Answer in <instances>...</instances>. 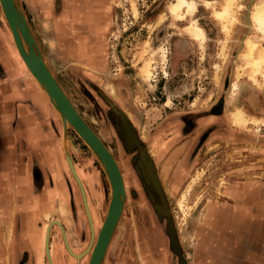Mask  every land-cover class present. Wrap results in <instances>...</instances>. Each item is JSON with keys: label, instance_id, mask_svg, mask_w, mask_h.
Masks as SVG:
<instances>
[{"label": "rangeland", "instance_id": "374dc122", "mask_svg": "<svg viewBox=\"0 0 264 264\" xmlns=\"http://www.w3.org/2000/svg\"><path fill=\"white\" fill-rule=\"evenodd\" d=\"M174 1L107 0L101 6L100 23L84 28L93 33L95 26L96 37H72L73 31L63 24L58 39L45 36V28L29 21L28 6L19 0L47 65L112 152L123 176L125 201L102 264H264V117L253 116L254 103L241 98L243 87L257 95L264 91V61L255 72L251 61L242 58L248 39L256 43L255 56L264 50L263 34L252 19L260 0H234L233 13L225 19L216 11L226 0H192L194 11L181 18L169 10ZM193 21L201 27L203 39L190 34ZM0 22L10 33L1 5ZM237 30L246 37L239 51ZM10 37L13 43L11 33ZM75 44L93 47L88 53L87 48L71 47ZM147 63L150 76L143 71ZM115 109L127 117L154 161L167 211L157 198L151 199L131 169L130 151L110 117ZM237 109L245 125L236 122L233 112ZM124 132L132 142L126 127ZM66 134L83 195L88 203L86 185L97 201L99 213L93 220L100 229L110 200L109 179L95 153L71 126ZM144 171L150 175L146 165ZM65 173L67 212L59 205L48 219L60 221L69 247L81 252L91 235L88 210L68 162ZM18 195L13 197L15 202ZM20 217L19 212L15 228L11 223L0 230V264H35L37 248L23 238L37 234L41 244L39 233L44 226L29 223L23 229ZM51 226L53 253L63 233L56 223ZM12 231L13 238L18 236L23 244L3 240V234ZM47 243L49 247V237ZM39 249L41 256L43 246ZM59 257L56 264H87L89 253L77 260L63 247ZM36 264H48L45 254Z\"/></svg>", "mask_w": 264, "mask_h": 264}, {"label": "crops", "instance_id": "0c3cea01", "mask_svg": "<svg viewBox=\"0 0 264 264\" xmlns=\"http://www.w3.org/2000/svg\"><path fill=\"white\" fill-rule=\"evenodd\" d=\"M25 2L32 15L29 21L36 23V27L45 28L48 31L45 36L59 39L63 24L73 31L72 37H96L95 26L100 23L101 6L107 0ZM91 24H95L93 33L84 29L90 28ZM243 32L237 30L235 35L239 40L236 51L245 43ZM9 34L0 22V230L10 227L11 223L15 228L19 212L21 228L29 223L39 228L51 220L48 218L59 210V205L66 206L69 189L66 182L69 179L65 173L67 159L62 123L26 66L14 54ZM71 47L87 48L90 53L93 45L78 44L77 48L75 44ZM263 94L264 91L257 95L252 89L243 87L241 98L248 101L253 97L256 117H264ZM6 193H10L12 198L7 199ZM17 195L19 200L15 202L13 197ZM5 212L12 216V222L5 217Z\"/></svg>", "mask_w": 264, "mask_h": 264}, {"label": "water", "instance_id": "95a60500", "mask_svg": "<svg viewBox=\"0 0 264 264\" xmlns=\"http://www.w3.org/2000/svg\"><path fill=\"white\" fill-rule=\"evenodd\" d=\"M0 5L9 31L13 35L14 44L16 45L27 70H29L31 74L35 76L33 78L37 80L40 87L42 88L43 93L45 94V92H47L51 97H48V99L51 102L52 99L54 100L55 104L52 102L53 106L56 108V110H58V112H60V115H58L62 123L64 151L70 169L72 170V166L70 164L72 160L69 154L66 134L68 126H71L95 153L109 179L111 188L109 204L107 206L106 214L97 233L93 249L90 252L87 262V264H102L107 246L111 239L114 228L119 221L125 201V184L121 170L112 152L75 108L59 84L58 80L55 78L51 69L47 65L44 56L35 40L33 32L28 24V21L22 11L19 0H0ZM41 85H43L45 89ZM67 121L70 123L69 125L67 124ZM72 173L75 176L73 170ZM76 181L81 189L82 194V187L77 179ZM155 198H157L158 205L160 207L162 206L163 209L167 211L165 208L166 204L163 193H161V195L160 193H156ZM169 227L172 229L170 221ZM91 229L92 228L90 225L91 237H93V232Z\"/></svg>", "mask_w": 264, "mask_h": 264}, {"label": "bare ground", "instance_id": "6f19581e", "mask_svg": "<svg viewBox=\"0 0 264 264\" xmlns=\"http://www.w3.org/2000/svg\"><path fill=\"white\" fill-rule=\"evenodd\" d=\"M233 1L234 0H226V2H225V5H224V7L222 8V9H219V10H217L216 11V13H217V15L218 16H220L221 18H230V15H231V13L230 12H232L231 11V6H232V4H233ZM170 7V11L174 14V15H176L177 17H183L186 13H192L193 11H194V9H195V3L192 1V0H175L174 2H172L171 3V5L169 6ZM233 13V12H232ZM234 19V18H233ZM252 19H253V21H254V23L257 25V27H258V29L260 30V32H262V34H263V36L262 37H264V0H260L259 2H257L256 4H255V6H254V8H253V10H252ZM225 21V20H224ZM233 22V21H232ZM192 24L189 26V32H190V34L193 36V38H198V39H203L204 37V35H203V31H202V29H201V27L200 26H198V24L196 23V22H191ZM227 25H228V23H227ZM227 25H224V28H225V30H227L226 28H227ZM12 34V33H11ZM10 35V34H9ZM13 36V35H12ZM14 41V40H13ZM201 43V42H200ZM13 45H14V48H15V54L18 56L19 55V57L21 58V60H22V57L20 56V54H19V52H18V49H17V47H16V45L14 44V42H13ZM255 50H256V43L255 42H253L252 40H250V39H248V40H246V49H245V51L243 52V54H242V58H245V59H247L248 61H251V63H252V65L254 66L253 67V71H258L260 68V66H262L261 65V62L262 61H264V50L261 52V55H260V57H257V56H255ZM222 53V52H221ZM22 62H23V60H22ZM24 63V62H23ZM25 64V63H24ZM217 65V64H216ZM29 71V70H28ZM143 71H144V73H145V75L146 76H150V74H151V72H150V68H149V63H147L145 66H144V68H143ZM142 71V72H143ZM30 72V71H29ZM30 74H31V72H30ZM31 76L32 77H35V76H33L32 74H31ZM34 80H35V84H37L38 86H39V88L42 90V88L40 87V85H39V83L37 82V80L35 79V78H33ZM44 89H45V87L43 86V85H41ZM232 89H233V91H235L236 90V87H237V85H236V82H233V85H232ZM46 91V90H45ZM45 94H46V97H47V99H48V97L49 98H51L49 95H48V93L47 92H45ZM48 101L51 103V105L53 106V103L55 104V102H54V100L52 99V102L48 99ZM168 102V101H167ZM54 107V106H53ZM54 109L56 110V108L54 107ZM56 113H57V115L60 113V112H58V110H56ZM234 114H233V116H234V118H235V120H236V122L238 123L239 121H241V122H243L244 123V120H246L245 119V117H244V115L242 114V111L241 110H239V109H237L235 112H233ZM60 115V114H59ZM58 115V116H59ZM246 116V115H245ZM60 118V117H59ZM250 120H252V119H250ZM258 121V120H257ZM247 122V121H246ZM253 122V121H252ZM255 122V121H254ZM67 124L69 125L70 123L67 121ZM242 125V124H241ZM244 125H245V123H244ZM129 142V141H128ZM145 162H146V159L144 158L143 159ZM72 163V161L70 162V164ZM147 163V162H146ZM148 164V163H147ZM71 166H72V164H71ZM72 170L74 171V173H75V176H76V179L78 180V182L80 183V185H81V187H82V194L84 193V186H83V184H82V182H81V176L78 174V171L76 172V170H75V168L72 166ZM151 171V170H150ZM151 175H152V179H153V181L155 182V178H154V174H153V172H151ZM158 184V183H157ZM80 191H81V189H80ZM82 198H83V201H84V203H85V206L87 207V210H88V218H89V221H90V225H91V230H92V236L93 237H91V235H90V241H89V243H88V246H87V248L84 250V251H82L81 253H76V252H74L73 250H72V248L71 247H69V243H68V240L66 239L67 237H66V233H64L63 231H64V228H63V225H62V223L60 222V221H58V220H50V221H48L46 224H44L45 225V229L43 230V232H42V234H40L39 233V235H41V244L43 245V248H44V251H46V253H47V255L48 256H50L49 254H50V249H49V247L47 246L48 245V237H49V231H50V227H51V224H53V223H56L59 227H60V229H61V231H62V233H63V240H64V243H65V247H66V245H67V247H66V249L68 248V252L72 255V256H74L77 260L79 259V258H81L83 255H85V253H89V255H90V252L92 251V249H93V245H94V243H95V239H96V237H97V233H98V231H96L95 229L97 228L96 227V225L94 224V218H92V215H91V211H90V208H89V205H88V203H87V198H86V194L85 195H82ZM62 211L63 212H65V209L63 208V206H62ZM31 227H33V225H31ZM41 228V227H40ZM10 231V230H9ZM13 232V231H12ZM41 232V231H40ZM97 232V233H96ZM9 234V233H8ZM51 258H50V260H49V258H48V264H50L51 262Z\"/></svg>", "mask_w": 264, "mask_h": 264}, {"label": "flooded vegetation", "instance_id": "af4514ba", "mask_svg": "<svg viewBox=\"0 0 264 264\" xmlns=\"http://www.w3.org/2000/svg\"><path fill=\"white\" fill-rule=\"evenodd\" d=\"M252 99H253V97L251 98V100H248V103L253 102ZM253 103H255V102H253ZM257 108H259V107H257ZM253 116H255V114ZM110 117H111V120H112V124L114 125V127H115V129L117 131V135H118L119 139H121L122 143H124L126 149L130 151L129 154L131 155V158L129 159V162L131 163V165H130L131 169L134 168V171H135L134 173L137 175L138 180L140 179L142 181V185L145 187L146 193H152L153 196L150 194L151 195V199H154L153 197H155L156 193H160V195H161V193H163V190L161 189V187H160V185L158 183L157 172H156L154 161L149 156V153L147 152V148L144 146V144L137 137V133H136L133 125L129 122L127 117L125 115H123L119 110H116V109L112 110L110 112ZM124 127H126L127 131L132 135V140H133L132 142H130L128 140L129 136H127V134L124 132ZM144 158L146 159V162L149 163L151 168H149V165L143 160ZM145 165H146L150 175H151V171H153V174L155 175L154 176V178H155L154 184L152 182L150 183V175H147L145 173V171H144ZM150 169H151V171H150ZM151 177H152V175H151ZM85 187H86V190H87L88 203H89V208H90V211H91V215H92V218L95 219V217L98 216V213H99L98 211H96L97 207L95 205V202H97V201H96V199H94V197L91 198L89 193L92 192V191H90V189H88L86 185H85ZM156 206L158 207V205H156ZM87 219H88V217H87ZM88 225H89V222H88ZM95 225L97 227L95 230L99 231L98 230L99 229V227H98L99 225L97 223H95ZM8 228L9 227H7V229ZM44 229H45V226H44ZM50 231H51V229H50ZM14 234H13V232H10L9 234L7 232L5 235L3 234V240H6L7 243H11L12 245H14V244L17 245V243L19 242V237L17 236V238L15 237V239H14L13 238L15 236ZM30 235L31 236L25 237V238H23L22 235H21V238H23L24 240L28 239V241L32 244L34 249L37 248V249H35V251H36L35 264L37 263V261H39V257H43V254H45V256L47 258V261H48V256H47L46 251H44V248H43V253L40 256V253H39L40 249L39 248H40V246H43V245L42 244L38 245L39 240L37 238V234L30 233ZM50 235H51V233L49 232V248H50V251H51V242H52L51 239H52V237ZM67 240H68V238H67ZM89 241H90V237H89ZM68 242H69V240H68ZM19 243L23 244L22 242H19ZM69 244H71V243L69 242ZM54 246H56V248L53 247L54 248L53 249V253L50 252L52 264L58 263L59 258H60L59 256L61 254H63V247H65L63 238H62V241H61V239H59L57 237V239H56V241L54 243ZM87 246H86V248H87ZM71 248H72V250L74 249L72 246H71ZM85 249H83L82 251H84ZM73 251L76 252V253H81L82 252V251L81 252H77L75 250H73ZM54 252H55V254H54ZM57 253H58V255H57ZM40 261L42 263V259H40ZM74 261H76V260L74 259Z\"/></svg>", "mask_w": 264, "mask_h": 264}, {"label": "trees", "instance_id": "16d2710c", "mask_svg": "<svg viewBox=\"0 0 264 264\" xmlns=\"http://www.w3.org/2000/svg\"><path fill=\"white\" fill-rule=\"evenodd\" d=\"M148 165H149V163H148ZM149 168H151L150 165H149ZM150 170H151V169H150Z\"/></svg>", "mask_w": 264, "mask_h": 264}]
</instances>
